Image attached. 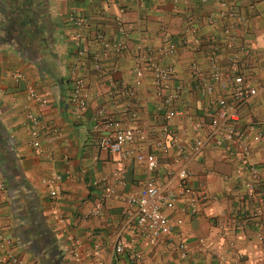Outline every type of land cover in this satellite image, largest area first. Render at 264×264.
<instances>
[{"label":"crops","instance_id":"crops-1","mask_svg":"<svg viewBox=\"0 0 264 264\" xmlns=\"http://www.w3.org/2000/svg\"><path fill=\"white\" fill-rule=\"evenodd\" d=\"M214 9L211 0H0V238L17 256L33 264H264V140L255 138L264 135V0L240 1L247 19L233 24L231 40L221 34L223 19L210 26L203 21ZM71 13L81 23H73ZM186 14L194 36L157 59L173 69L169 84L183 90L172 104L177 113L164 119L161 101L169 90L155 96L149 72L134 87L136 97L125 112L122 94H109L111 80L130 85L132 67L165 34L175 42ZM96 34L123 48H101ZM209 34L216 42L207 41ZM213 50L221 71L235 57L237 73L256 89L232 121L242 146L234 136L226 138L229 120L218 132L224 133L222 142L207 140L215 101L225 91L214 84L211 93L201 94L190 63L207 79ZM95 62L100 75L92 69ZM15 71L22 75L18 80L10 76ZM72 76L82 79L86 93L79 112L69 104ZM29 85L43 103L27 96ZM107 116L147 131L134 146L155 155L153 171L132 155L98 152L93 127ZM158 139L166 149L153 146ZM196 139L202 145L192 152ZM243 158L256 173L252 194ZM180 167L186 184L204 198L193 214L177 201L166 213L181 223L170 236L149 242L135 224L129 198L148 177L175 187ZM117 244L122 251L115 250ZM130 248L140 252L137 262L127 258Z\"/></svg>","mask_w":264,"mask_h":264},{"label":"built area","instance_id":"built-area-1","mask_svg":"<svg viewBox=\"0 0 264 264\" xmlns=\"http://www.w3.org/2000/svg\"><path fill=\"white\" fill-rule=\"evenodd\" d=\"M200 2H207L209 0H199ZM215 5L214 12L208 13L204 16L203 21L207 25H214L215 18L219 17L225 22L221 25V34L225 40H231L233 37L230 33V28L233 24H243L247 19L248 12H244L240 9L241 0H211ZM185 16V15H184ZM69 18L73 23L78 25L81 20L78 16L70 14ZM192 18L186 14L184 19V26L181 31L176 35V41L165 34L161 38L160 44L152 49H148L149 53H144L140 63H136L132 67L133 80L130 85L124 84L119 80H111L109 84V94L113 96H120L125 101L124 111L129 112L130 101L136 97L135 86L140 84L144 72H149L153 79L154 94L155 96H162L163 93L168 89L169 93H166L165 97L162 98V105L166 106V110L163 113L165 120L171 119L177 110L173 108V102L179 97L180 91H183L179 85L171 86L169 81L173 74L171 66L161 64L157 59L163 56L173 53L176 48V44H184L186 41V35L194 36L195 25L191 23ZM119 24V22H117ZM97 43L103 49L111 48L114 51H118L123 48V43L113 42L109 43L101 34L95 36ZM195 39V38H194ZM209 42H216V38L213 34H209L206 38ZM242 54L247 56L249 51L246 48H242ZM214 53V50L211 54ZM77 55H80L78 51ZM93 71L100 75L103 72L99 62H95L92 65ZM209 74L207 79H204L201 71V67L195 62L190 63V74L191 77L197 82V86L201 94H209L214 88V84H218L219 88L225 91L223 96H219L216 99V109L209 122L210 130L208 132V139H215V143L219 144L224 140V133L218 134L220 129L225 128V124H229L226 130V138L232 139L233 136L236 138L239 146L243 144V135L233 125L232 121L237 119V110L240 106L247 103L252 96L256 94V89L252 87L241 74L237 73V64L235 57L231 58V62L227 70L221 71L220 65L214 59V55L209 57ZM10 76L15 80L22 77L20 72H11ZM27 96L33 98L40 103L44 100L39 97L34 88L29 85L27 87ZM127 97V99H126ZM69 104L74 112L82 111L86 107V93L84 90V83L82 79L78 77H71V88L69 92ZM130 113V112H129ZM33 124H37L38 119L36 116L27 114ZM130 115H133L132 113ZM94 129H98V136L96 137L95 147L98 152L102 153H118L122 156L132 155L133 159L142 166L146 171L151 172L156 168L157 161L155 155L152 153H144L137 150L134 146L136 141L144 140L147 131L140 128L137 125L127 124L125 121L117 120L113 117L107 116L103 119H96L94 123ZM166 129L164 128V131ZM225 132V130H224ZM168 133V132H166ZM214 135H216L214 137ZM255 138H261L264 140V135L258 134ZM202 139H196L191 145V151H197L202 145ZM159 139L153 144L155 148L166 149L162 145ZM33 146H37V142H32ZM129 146V149H124V146ZM245 152V148H242ZM182 151V148L180 149ZM242 166L245 170L251 173V180L247 184L248 194H252L256 187V183L253 180V176L256 174L253 171V166L243 158ZM178 182L175 187L169 185L161 186L156 184L151 178H145L138 184L136 193L129 198V203L133 205V217L135 224L139 232L145 236L149 242H156L163 238H166L172 234L173 230L177 225L181 223L179 218L172 219L167 210H171L174 204L181 200L186 207L189 208L191 214L197 211V204L204 198V193L197 188L187 185V175L183 167H180L176 172ZM2 184H0V190ZM108 193L111 192L109 188ZM50 196H55L56 191L54 189L49 190ZM94 212L99 211V202L96 203ZM179 248H183L184 245H178ZM117 252L122 251L123 247L121 244L115 246ZM127 258L132 262H137L141 258L139 251L129 249L126 252ZM181 256H184V251L181 252ZM0 264H33L30 261H25L17 256L10 245V242L6 239L0 238Z\"/></svg>","mask_w":264,"mask_h":264}]
</instances>
